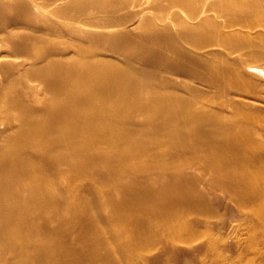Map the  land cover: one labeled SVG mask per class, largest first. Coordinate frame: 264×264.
<instances>
[{"label":"bare ground","instance_id":"6f19581e","mask_svg":"<svg viewBox=\"0 0 264 264\" xmlns=\"http://www.w3.org/2000/svg\"><path fill=\"white\" fill-rule=\"evenodd\" d=\"M0 264H264V0H0Z\"/></svg>","mask_w":264,"mask_h":264}]
</instances>
